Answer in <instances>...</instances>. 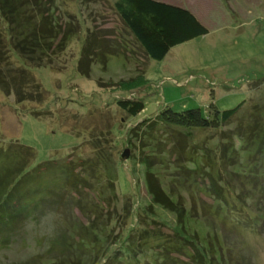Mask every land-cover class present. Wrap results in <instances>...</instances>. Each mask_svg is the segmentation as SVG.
Returning <instances> with one entry per match:
<instances>
[{"label":"rangeland","instance_id":"1","mask_svg":"<svg viewBox=\"0 0 264 264\" xmlns=\"http://www.w3.org/2000/svg\"><path fill=\"white\" fill-rule=\"evenodd\" d=\"M114 1L46 0L44 9L39 7L40 12H47L55 21L57 30L66 29L71 22L77 26V31L62 48L47 51L45 59L50 58L51 63L41 62L39 67L28 68L45 91L46 99L42 104H17L12 95L0 92V142L6 145L17 141L32 147L35 159L31 166H35L59 157L69 161V156L73 154L75 158L77 152L80 158L91 157L90 141L97 137L103 139L101 131L110 127L107 147L117 161L116 191L120 199L130 197V204L138 202L147 215L149 210L146 206L153 209L144 182V164L141 163L148 156L155 165L152 168L158 172L161 187L182 199L186 218L191 226L198 228L199 234L206 235L204 241L209 239L225 250L229 246H237L241 250L243 247L242 251L251 257L252 264H264V230L257 233L245 230L242 224L235 226L231 219L240 217L238 214L242 211L225 213L227 223L226 219L220 218L219 212L215 214L212 197L199 195V189L192 182L195 176L190 172L191 165L182 167L183 176L191 185L182 182L172 184L169 176L173 159L179 152L195 153L199 147L203 148L202 151L208 147L216 156L225 157L219 165L222 178L238 181L239 177L231 174L230 169H234L232 164L238 161L241 152L238 154L230 149L224 152V144L228 143L227 134L246 122L252 104L264 99V0H160L189 9L207 28L206 34L173 46L161 60L150 59L143 53L117 17L112 7ZM85 44L90 47L87 52ZM83 49L93 56L86 67L83 64L87 74L79 73L77 69ZM97 51L102 53L96 55ZM15 59L17 64H22L20 58ZM142 75L146 84L135 94L145 107L136 116H125L115 104V97L121 92L116 85ZM242 101H245L242 108L220 130L195 131L188 140L177 128L161 127L153 130L151 135L147 133L144 139L131 136L132 144L125 145L128 128L153 117L165 106L174 111L189 108L205 111L212 103L222 111ZM27 108L48 113L34 116ZM233 143L237 144L234 140ZM236 144L234 149L238 150L239 144ZM125 150L128 156L122 159L121 154ZM155 154L158 156L154 157ZM225 167L226 174L223 171ZM199 197L203 203L198 202ZM72 204L66 208L63 204L38 207L34 217L15 223L10 230L0 231V264L87 262L78 260L79 252L75 255L62 249L66 245L63 236L72 242L71 225L87 224ZM116 206L118 211H122L120 200ZM255 209L258 212L251 207L244 213L248 223L258 218L257 213L264 215L263 203ZM153 211L165 220L168 227L142 220L141 212L136 217L122 218L114 224L110 222L114 225V232L109 236L106 255L101 254L98 262L153 264L162 260L156 264H194L191 246L174 249L167 255L159 241H152L151 245L150 238L141 239L142 231L137 226L146 228L151 235L153 232L158 237L162 234V239L172 233L173 226L176 227L172 213L159 207H154ZM219 211L224 213V209ZM195 220H198L196 225ZM190 231L193 232L192 229ZM121 247L129 253L127 257L121 253Z\"/></svg>","mask_w":264,"mask_h":264},{"label":"trees","instance_id":"2","mask_svg":"<svg viewBox=\"0 0 264 264\" xmlns=\"http://www.w3.org/2000/svg\"><path fill=\"white\" fill-rule=\"evenodd\" d=\"M45 1L0 0V92L6 96L12 95L17 104L24 102L42 104L45 101L46 94L42 85L28 68L39 67L41 62L51 63L50 58L45 59L47 51L50 49L53 52L56 48H62L70 36L77 31V26L71 22L66 29L57 30L55 21L47 12L39 11V7L44 9ZM112 7L121 23L150 59L161 60L173 46L207 33V28L198 18L189 9L179 5L160 0H115ZM85 48L86 52L87 48L90 49L87 44ZM84 50L80 55L77 69L79 73L83 71L87 74L88 70L85 67L93 56L88 55ZM99 53L102 52L97 51L95 54L100 55ZM15 57L20 58L22 64H17ZM145 84L143 75L117 83L116 86L121 92L120 95H116L115 104L125 116H136L144 109V102L137 97V93L144 89ZM244 102L222 111L212 103L205 111L199 108L174 111L165 106L153 117L145 118L128 128L125 145L132 144L131 136L144 139L147 133L151 135L153 130L161 127L177 128L188 140L195 131L220 130L222 126L230 123ZM27 110L34 116L48 113L37 111L35 108H27ZM248 114L249 117L244 124L237 125L227 134L228 143L224 144V152L229 149L237 153L241 152L238 153L240 155L238 161L232 164L234 169H230L231 174L239 177L238 181L228 177L222 178L220 174L222 168L219 165H222V159L225 157L222 158L220 154L216 156L208 147L204 148V151L199 147L195 153L190 151L180 154L179 152L178 157L173 159L174 165H171L169 176L172 184L182 182L191 185L183 176L182 169L191 165L190 172L195 176L192 182L199 189V195L212 197L211 204L215 207V214L219 212L220 218L226 219L227 223L228 216L225 213L242 211L238 214L241 218L231 219L232 223L235 226L242 224L245 230L259 233L260 230H264V215L257 213L258 218L248 223L244 213L251 210V207L258 212L255 208L262 203L264 206V99L262 102L253 103ZM101 133L103 139L97 137L90 141L93 152L91 157L80 158L77 152L75 158L73 154L69 156V161H66L65 157H59L48 159L35 166H31L35 159V151L32 147L17 141L6 145L0 142V231L10 230L15 223L34 217L38 207L63 204L66 208L68 204L73 203L72 206L78 209L87 224L77 226L73 223L72 242L63 236L62 240H66V245L62 249L74 252L75 255L79 252L78 260L87 262L58 261L44 262V264H105L106 262H98L100 261L98 257L101 254L105 256L108 251L110 237L114 232L113 224L122 218L125 220L136 217L141 212L142 220L168 227L165 220L153 211L154 207H159L175 217L176 227H172L170 235H165L168 237L162 239V234L158 237L154 232L153 235L148 234V230L144 227L136 228L142 231L141 239L150 238L151 245L152 241L156 243L159 241L164 250L161 249L166 251L167 255H170L174 249L191 246L192 258L196 261L194 264H227V262L252 264L251 257L246 256V252L242 251L243 247L241 250L237 246H229L225 250L222 245L209 242V239L204 241L206 235L199 234L198 228L191 226L186 218L182 199L170 192L167 193L161 187L158 172L152 168L155 165L148 156L141 163L144 164V182L153 209L147 205L149 210L147 215L143 211L145 208H141L138 202L130 204V197L124 196L120 199L116 191L117 161L107 147L111 137L110 127ZM233 140L239 144L238 150L234 149L236 143L234 144ZM171 151L173 152V149ZM153 156L157 157L158 154ZM78 158L80 159L77 160ZM179 159L182 161L174 163ZM223 171H226V167ZM188 174L189 171L186 172V175ZM232 183L235 184L231 186ZM118 200L121 201L122 211L117 210ZM201 200L202 198L199 197L198 202L203 203ZM223 209L224 213H220L219 210L223 211ZM187 214L191 219L190 212ZM196 221L198 220H195V225ZM120 251L125 257L129 254L124 247H121ZM107 257L109 258V255ZM161 261L156 260V262Z\"/></svg>","mask_w":264,"mask_h":264},{"label":"water","instance_id":"3","mask_svg":"<svg viewBox=\"0 0 264 264\" xmlns=\"http://www.w3.org/2000/svg\"><path fill=\"white\" fill-rule=\"evenodd\" d=\"M127 156H128V152H127V150H125V151L121 154V158H122V159H126Z\"/></svg>","mask_w":264,"mask_h":264}]
</instances>
